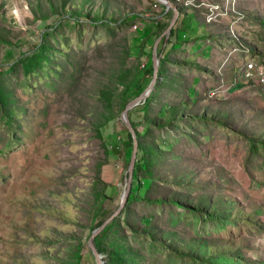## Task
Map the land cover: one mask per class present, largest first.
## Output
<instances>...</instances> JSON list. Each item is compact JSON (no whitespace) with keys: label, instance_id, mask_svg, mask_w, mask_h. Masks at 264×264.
Masks as SVG:
<instances>
[{"label":"rangeland","instance_id":"rangeland-1","mask_svg":"<svg viewBox=\"0 0 264 264\" xmlns=\"http://www.w3.org/2000/svg\"><path fill=\"white\" fill-rule=\"evenodd\" d=\"M149 2L154 1L0 0V94L14 110L13 122L18 128L11 135L0 116V264H76L71 256L76 248L82 256L78 264H97L88 240L96 227L93 218L96 172L102 164L100 179L108 187L98 219L105 220L119 206L127 178L126 163L129 164L131 155V147L124 144L127 137L119 119L122 110L118 109L115 97H110L112 105H106L100 90L120 94L132 73L146 69L147 62L139 55L141 29L145 28L139 14L147 12ZM228 2H233L235 11L244 15L231 28L251 52L228 56L231 44L224 39L231 35L229 17L233 14L219 18L227 20L219 24L224 47L219 53L217 70L210 61H206L210 67L206 72L203 65L195 68L191 61L177 59L160 88L156 90L154 85L150 91L156 93L148 117L165 120L158 113L161 110L168 113V109L188 96L191 104L188 103L181 122L193 112L218 119L226 117L229 120L226 125L234 133H241L240 136L207 124L205 133L181 137L170 146L160 143L163 149L172 151L173 160L168 165L160 161L159 178L162 182L176 181L183 173H189L192 186L208 184L264 223V168L259 158L247 160L244 137H264V84L238 80L236 85L229 86L226 80L231 78L230 65L237 67L252 54L257 61L264 57V0ZM73 13L85 19V23L73 29L64 27L58 31L59 36L50 38L56 51L52 60L57 57L53 72L25 77L21 67L12 73L6 71L21 52L33 49L44 27ZM98 19L111 20L117 28L108 31L97 24ZM122 19L125 25L119 24ZM162 40L163 36L158 39L157 49ZM217 42L213 40V45ZM126 70L129 74L125 83L119 84L117 77ZM211 71L215 75L220 72L222 84L227 85L215 86L214 77L210 83L202 84L204 75L210 76ZM150 78L152 74L144 75L143 90ZM212 86L219 92L209 97L206 91ZM133 93L130 92L129 99L136 97ZM138 115L134 113L133 117ZM107 118L111 120L106 122ZM158 133L164 134L153 128L150 140L157 139ZM165 221L162 216L159 223L163 230L170 229ZM174 228L175 238L182 242L194 234L192 227L184 223ZM207 237L214 248L222 244L240 247L254 261L264 264V235L251 236L241 227L227 226ZM142 251L144 264L154 259L153 264H171L161 254ZM100 254L106 264V255Z\"/></svg>","mask_w":264,"mask_h":264},{"label":"trees","instance_id":"trees-1","mask_svg":"<svg viewBox=\"0 0 264 264\" xmlns=\"http://www.w3.org/2000/svg\"><path fill=\"white\" fill-rule=\"evenodd\" d=\"M66 1L62 0L64 3ZM212 3L219 4L220 2L213 1ZM175 5L178 11L183 13L188 10H200V8H186L182 4L175 3ZM171 14V10L166 12L168 19H170ZM66 15L61 17L64 19L59 18L55 24L44 27L40 34V39L33 49L21 52L16 61L8 65L6 71L12 73L18 67H21L25 72V77L42 72H53L57 57L52 60L56 51H54L55 46L51 44L50 38L59 36L58 31L64 27H71L73 29L77 26H83L85 23V19H82L78 14L69 17H66ZM137 17L139 18V15ZM234 18H236L234 15H230L229 17L231 20ZM168 23L169 21H166L160 25L157 35L166 28ZM97 24L103 26L108 31L117 28V24H114L111 20L98 19ZM119 24L125 25L126 22L122 19ZM174 27L171 28L169 37L173 35ZM219 35L222 38L215 39L222 44L225 41V43L231 44L230 47L244 45L240 41V38H236V36L230 35L228 39H224L223 41V35L221 33ZM211 39L213 41L214 38ZM143 49V45L140 42L139 55L141 56ZM246 52L250 53L251 49H248ZM157 54L159 56L158 51ZM250 59L255 60L254 54H252ZM247 61L248 59L243 61L242 64ZM255 61L260 67L264 68V57L259 61ZM164 64V56L159 57V69L155 83L156 90L160 88L159 86L162 85L163 81L165 82L167 73L171 71V69L165 68ZM242 64H237V67H234V65L228 67V70H232L230 74L231 78L226 79L227 82L229 81L228 84L233 83V81V85L237 84L238 72H240ZM192 65L196 68V65L198 67L200 64L193 62ZM152 70V61L148 58L146 69L142 73H132L131 80L126 83L120 94L114 93V91L108 92L107 89H101V99L106 105H112L111 98L115 97L118 109L123 110L126 103L130 100V92L133 91V94L136 96L140 94L143 90L144 75L152 74ZM127 71L119 73L117 77L119 84L125 83L127 74H129ZM218 74L216 73L217 77L215 74L210 75V78L214 77V80L217 82L215 86L220 83V79H223ZM215 86L207 89L206 93L208 96ZM154 93L156 91L150 93L142 103H139V106H134L128 112L138 141L130 192L124 208L101 229L94 239L98 251L106 255V264H144L143 249L150 251V253L161 254L171 264H261L262 262L254 261L255 259L247 256L240 247L230 248L222 244L220 247L214 248L207 236L211 232H221L227 226L241 227L251 236H263V221L254 216L253 213L247 212L244 207L238 205L232 199H225L220 192L213 191L207 186L208 184L201 186L194 184L192 186L193 182L189 173H183L176 181L169 180L162 182L159 178L160 161L164 160L161 164L167 163L168 165L173 160L172 151L169 152L163 149L161 147L163 144L170 146L181 140V137L191 138L194 134L205 133L204 130L207 124H212L215 129L224 133L232 132V134L238 136L241 133H234L235 131L226 125L225 121H229L226 117L218 119L214 118L213 115L205 113L199 114L193 112L187 120L181 122L182 118L187 114L184 112L191 101V97L189 96L185 100H181L176 107L168 109V113L163 112L164 110L158 111V116L161 119L165 118V120H153L149 118L150 116L148 117V108L150 103H152ZM4 101L5 97L0 94V116L12 135L18 132V128H15L13 122L15 112ZM134 113L139 115L133 117ZM109 120L111 119L107 118L106 122ZM153 128L157 129V132H164V134L158 133L157 139L150 140L152 135L149 133ZM123 129L127 137L124 144L125 146H130L132 149L131 134L124 125ZM173 130L175 133L172 132ZM146 137L147 140H145ZM244 137L246 140L247 160L259 158L261 166L264 168V137L255 135H245ZM160 143L163 144L160 146ZM104 146V150L108 152L107 146ZM126 166H128L127 163ZM101 167L102 164L98 167L94 181L95 209L93 218L96 220L94 224L96 225L95 228L104 221L102 218L98 219V215L102 212L103 205L107 200L105 189L108 187V184L100 179ZM203 188H205L203 193L197 192L203 190ZM163 191L168 195L164 194ZM162 216L166 218L167 221L165 223L168 227H171L170 229L163 230L162 224L159 223ZM181 223L191 226L194 231V234L186 242L175 238L177 232L174 226ZM71 256H73V261L76 264L82 259L79 248H76ZM153 261H150L149 264H153Z\"/></svg>","mask_w":264,"mask_h":264},{"label":"crops","instance_id":"crops-1","mask_svg":"<svg viewBox=\"0 0 264 264\" xmlns=\"http://www.w3.org/2000/svg\"><path fill=\"white\" fill-rule=\"evenodd\" d=\"M154 3L155 1L149 2V7L146 9L147 12L144 10L139 14L141 17L140 19H144L143 23L145 24V28L141 29V36L143 38L141 39V43L144 48L141 57L146 60L144 61L145 63L147 62L145 68L148 65V58L150 59V56H152L150 54H152L154 43L158 37H161V34L157 35V30L160 25L169 21L165 8L161 6L154 7ZM226 20H215L207 24L205 21V9L203 8L195 11L188 10L184 13L179 12V16L173 25V27L175 26L173 35L167 39L163 37L162 44L157 49L159 57L164 56V67H170L169 69H171V65L177 59H185L191 61V64L197 62L203 65L206 72L210 70L206 61H210L212 62V67H214L216 71L220 63L219 53L222 52L224 46L221 42H217L213 45L211 38H221L219 35L221 31L219 29V24L223 22L226 23ZM183 43L185 44L184 46L182 45ZM177 45H179V48H176ZM211 74L214 75V72L211 71ZM210 79V76L206 74L201 82L202 84H208L210 83Z\"/></svg>","mask_w":264,"mask_h":264},{"label":"water","instance_id":"water-1","mask_svg":"<svg viewBox=\"0 0 264 264\" xmlns=\"http://www.w3.org/2000/svg\"><path fill=\"white\" fill-rule=\"evenodd\" d=\"M155 2L159 3L162 7L165 8L166 11L171 10L172 11V16L169 20L168 25L166 26V28L163 30V32L161 33V36L165 37V39H167L170 35V30L173 27V25L175 24L178 16H179V11L177 6L175 5V3H173L170 0H154ZM160 37H158L159 39ZM158 39L156 40V42L153 45L152 48V56H150V61H152V78H150L149 84L148 86L140 93L138 94L136 97H134L133 99H130L124 109L122 110V112L120 113L119 119L120 121L123 123V125L127 128V130L130 132L131 137H132V149H131V155L129 158V164H128V168H127V178L125 180V184H124V189L122 191L121 197H120V202H119V206L118 208L109 216L107 217L97 228L93 229L90 236H89V245L90 248L92 250V252L94 253L96 260H97V264H105L104 261L102 260V255L100 254V252L98 251L96 245H95V236L101 231V229L103 227H105V225L112 220L116 215H118L120 213V211L124 208L128 194L130 192V188H131V180H132V174H133V169L135 166V162H136V155H137V147H138V141L136 138V133L134 128L132 127V124L130 122L129 116H128V112L130 109H132L134 106L138 105L139 103L143 102L150 94V91H152V89L154 88L156 79H157V75H158V69H159V56L157 54V42Z\"/></svg>","mask_w":264,"mask_h":264},{"label":"built area","instance_id":"built-area-1","mask_svg":"<svg viewBox=\"0 0 264 264\" xmlns=\"http://www.w3.org/2000/svg\"><path fill=\"white\" fill-rule=\"evenodd\" d=\"M170 1L176 4H182L186 8L205 9V21L207 23L218 20L219 18H228L230 14H233L234 16H236V18L232 19L229 25L230 33L233 37H235V35L233 34L231 26H233L236 23V21L244 18V15H242V13H238L235 11L233 2H228V0L227 2H222L221 4L206 3L202 1L198 2V0H170ZM159 5L160 4L157 2L154 3V7ZM247 50L248 49L244 45L232 46L229 49L228 56L233 53L246 52ZM141 67L144 68V63L141 65ZM238 80L241 81L243 80L247 82L257 80L262 84H264V68L260 67V65H258L254 59H248L246 63H243L241 65V70L240 72H238ZM223 84H222V80L220 79V85L222 86ZM233 84L234 81L233 83L231 82L228 85L231 86ZM220 85L219 87H221ZM218 92L219 90L214 88L212 91H210L209 96L210 97L214 96L218 94Z\"/></svg>","mask_w":264,"mask_h":264}]
</instances>
